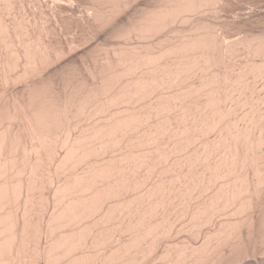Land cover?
<instances>
[{
  "label": "bare ground",
  "instance_id": "1",
  "mask_svg": "<svg viewBox=\"0 0 264 264\" xmlns=\"http://www.w3.org/2000/svg\"><path fill=\"white\" fill-rule=\"evenodd\" d=\"M245 2L0 0V264H264Z\"/></svg>",
  "mask_w": 264,
  "mask_h": 264
},
{
  "label": "rangeland",
  "instance_id": "2",
  "mask_svg": "<svg viewBox=\"0 0 264 264\" xmlns=\"http://www.w3.org/2000/svg\"><path fill=\"white\" fill-rule=\"evenodd\" d=\"M144 1H146V0H140V1L138 0V3H137V4H138V6H139V7H138L139 9H137V10H141L142 6H144V4H143ZM245 1H246V2H245V5H246V6H243L242 10L244 9V7H247V6H248V7H247V10H246V8H245L243 12H240L241 9H239V11H237V10H238V9H237V10H236L237 12H233V11H231V10L228 9V8H230V7H227L228 12H226L227 10H226V8H225V10H224L225 12L222 11L224 15H223L222 12H221V15H218V16H221V17H217V19L219 18L218 20H220V18H221V21H224V19H225L226 21H229V22H230V21H232L233 19H236L237 17H239V15L241 16V19L245 20V19H246V16L249 17L250 14H251L252 12H254L255 14H257V16L255 17V19H254V16H255V15H254V14H251V15H254V16L252 17L253 20L250 18V17H251V16H250L249 19L247 18V20H249L248 22L245 21L246 23H245V22H244L243 24L240 23V24H242L241 27H239L240 24H236V23L234 22V21H235V20H234V21L232 22V24H233V25L235 24L236 26L234 25V26L230 27L229 30H227V31H230V30H231V32H228V35L230 34V37H231L232 33H233V35H236V34L239 35V33H240L241 36H244V34H245L244 32L249 31V29H250V30H253V31H254V30L258 31V30H261V28H264V12H262L263 14L261 13V11H264V5H262V4H264V0H262L261 2L258 1V2H260V4L262 3L261 5H260L259 3H258L259 5H258V4H257V1H256V4H257L256 7H257V8H256V7L253 8L254 6H252V5H254L253 2H252V1H254V0H252V1H250V0H245ZM140 2H142V4H141ZM243 2H244V0H243ZM251 2H252V3H251ZM254 2H255V1H254ZM139 3H140L141 5H140ZM77 4H78V3H77ZM80 5H81V4H80ZM80 5L78 4L77 6H80ZM82 5H83V3H82ZM82 5H81V6H82ZM84 5H85V4H84ZM135 6H136V4H135ZM135 6L131 7V9L129 8L130 10L128 9L126 13H130V12L133 13L134 9L137 8V6H136V7H135ZM140 6H141V8H140ZM83 7H85V6H83ZM262 7H263V8H262ZM143 8H144V7H143ZM249 8H250V9H249ZM251 8H253V9H251ZM259 8H261L262 10L260 9L261 11H259ZM31 9H32V12L35 10V9L32 8V7H31ZM230 9H231V8H230ZM256 9H257V10H256ZM82 10H85V8H84V9H81V7H80V11H82ZM233 10H234V8H233ZM249 10H253V11L250 13ZM29 11H30V9L28 10V14H30V16H32V14H31L32 12H29ZM229 11H230V12H233V13H231V14L233 15V17H232V15H229V14H230ZM255 11H257V12H258L259 14H261V15H259V14H258L257 12H255ZM82 12H84V11H82ZM239 12H240L241 14H240ZM126 13H124L123 15L121 14L122 16L120 15V18H119V19H124L125 16H126ZM132 13H130V14H132ZM234 13H236V14H234ZM244 13H245V14H244ZM248 13H249V15H248ZM208 14H209L210 16H209ZM227 14H228V15H227ZM238 14H239V15H238ZM207 15H208L209 17L207 16L206 18H209V19H211V20L214 19V21L217 20V19L215 20V17H216V16L213 15L212 13H209V12H208ZM211 15H213V17H212ZM28 16H29V15H28ZM222 16H223V17H222ZM235 16H236V18H235ZM242 16H243V17H242ZM244 16H245V18H244ZM258 16H259V17H258ZM262 16H263V17H262ZM239 18H240V17H239ZM239 18H237V19H239ZM257 18H258V19H257ZM231 19H232V20H231ZM237 19H236V21H237ZM243 20H242V21H243ZM226 21H225V22H226ZM260 21H261V22H260ZM262 21H263V22H262ZM216 22H217V21H216ZM249 22H250V23H249ZM255 22H256L257 24H256ZM247 23H248L249 25H248ZM262 23H263V24H262ZM237 25H239V26H237ZM253 25L256 26V27H254ZM249 26H251V27H249ZM258 27H259V28H258ZM260 27H261V28H260ZM236 28H237V29H236ZM251 28H252V29H251ZM257 28H258V29H257ZM233 30H234V31H233ZM237 30H238L239 32H238ZM245 30H246V31H245ZM232 31H233V32H232ZM73 33H74V32H73ZM73 33H72V34H73ZM77 33H80V34H81L80 31H79V32L77 31V32L74 33V34H77ZM65 34H66V35H65L64 38H63L64 33H62V36L59 34V38L62 37L61 39H63V40H61V39H60V40H61L63 43L67 42V41H65V38H68L69 41L72 40L74 37H75V40H77V39L79 40V39H80L79 37L81 36L80 34H79V36H78V34H77L76 36H78V37H76V36L73 34L74 36H73V37L71 36L72 39H70L69 37H70L71 34H70V35H69L68 33H65ZM67 34H68L69 37L67 36ZM233 35H232V36H233ZM240 35H239V36H236V37L239 38V37H241ZM66 36H67V37H66ZM233 38H235V36H233ZM237 38H236V39H237ZM68 39H67V40H68ZM231 39H232V37H231ZM73 40H74V39H73ZM94 40H95V42H94ZM94 40L92 39V40L88 41V42H89L88 45H87V43L83 42L82 45H83L84 43H85V44H84L85 46L87 45V46L84 47V48H83L82 45H80V43H79V45H78L77 47L81 46L82 48H78L79 51H77V52L75 51L76 53L73 52L72 55L68 56L69 58L66 57L67 60L70 59V58H74V57H75V60H76L75 64L78 63L77 66H78V67H79V65L81 66V60H80L81 58L78 56L77 53L83 52V51H85V50H87V49H89V48L92 49L93 47H95V46H97L98 44H100L96 39H94ZM116 41H117V40H116ZM116 41L114 40V41H111V42H110L108 50L111 49V48H113V46L111 45L112 43L115 44V43L119 42V41H117V42H116ZM137 42H138V40H136V39L132 40V43H134V44H137ZM90 43H91V44L93 43V44L90 45ZM95 43H96V44H95ZM102 43H103V42H102ZM89 45H90V46H89ZM110 45H111V46H110ZM107 47H108V46H107ZM107 47H106V48H107ZM110 47H111V48H110ZM78 49H76V50H78ZM82 49H83V51H82ZM95 52H96V51H95ZM95 52H94V53H95ZM97 54L100 55L101 53H100V54L97 53ZM66 58L63 59L62 62H64V61L66 60ZM62 62H61V63H62ZM56 66H57V65H56ZM56 66H55V67H56ZM55 67L51 68V70H53ZM81 67H82V66H81ZM81 67H80V68H81ZM82 69H83V68H81L80 70L83 71ZM59 85H60V83H59ZM20 86H21V85H20ZM16 87H17V86H16ZM12 89H14V90H12ZM16 89L18 90L19 87L16 88ZM16 89H15V87H14V88H11L10 91H11V90H12V91H15ZM263 109H264V107H263ZM181 235H182V234H180V237H181ZM176 236H177V235H176ZM176 236H175V237H176ZM178 236H179V234H178ZM183 236L185 237L184 234H183ZM183 236H182V237H183ZM176 239H177V238H174L173 240H176ZM178 239L182 241L183 238H181V239L178 238ZM184 239H185V238H184ZM184 239H183V240H184ZM179 240H178V241H179ZM196 241H197L198 243L200 242V240H196ZM197 242H196V243H197ZM155 263H156V261L154 262V264H155ZM149 264H153V263H149Z\"/></svg>",
  "mask_w": 264,
  "mask_h": 264
}]
</instances>
